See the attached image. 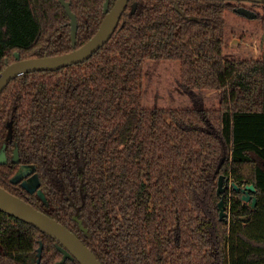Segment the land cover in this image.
<instances>
[{
    "label": "trees",
    "instance_id": "16d2710c",
    "mask_svg": "<svg viewBox=\"0 0 264 264\" xmlns=\"http://www.w3.org/2000/svg\"><path fill=\"white\" fill-rule=\"evenodd\" d=\"M67 1L78 48L97 32L106 0ZM69 22L59 0H0V72L16 52L72 51ZM263 34L264 3L131 0L88 60L5 87L0 186L73 231L103 264H264ZM21 164L34 167L46 200L11 180ZM232 181L255 185V207ZM58 244L0 210V264H57Z\"/></svg>",
    "mask_w": 264,
    "mask_h": 264
},
{
    "label": "water",
    "instance_id": "95a60500",
    "mask_svg": "<svg viewBox=\"0 0 264 264\" xmlns=\"http://www.w3.org/2000/svg\"><path fill=\"white\" fill-rule=\"evenodd\" d=\"M63 7L66 9L70 17L71 26V39L72 46L74 49L70 52H66L60 55H43L38 57H32L27 59H21L20 53L16 52V61L8 64L0 72V95L5 89V87L10 83V81L20 75L33 71H44V70H58L60 68L84 62L88 60L96 51H98L103 45H105L113 36L115 30L117 29L122 15L127 9V6L131 0H116L114 5L110 6V0H106L104 3L103 11L105 17L103 18L97 32L82 46L76 48L77 43V32H78V19L76 14L71 9V1L59 0ZM241 1H251L264 3V0H241ZM138 2L132 3V12L136 11ZM264 42V34L262 36V43ZM226 158V153L220 159L216 172H219L221 166ZM13 160L19 162L18 149L14 150ZM7 161V155L4 150L0 152V162L4 163ZM27 165H21L20 169L11 179L13 182H19L22 174V170ZM27 174L34 172V167ZM21 186L30 193L37 194L44 200H46L44 192L41 190V182L37 173H33L27 179H24ZM231 186L235 188L236 191H240L243 194V200L245 202H250L253 207L256 204V197H253L251 192L256 191L254 184H246L241 187L237 182L232 181ZM227 189V184L225 183V175L220 174L218 179V193H224ZM84 196L83 203L84 204ZM80 209L81 206L76 207V213L74 214V219L78 221L81 229H85L83 222L80 219ZM220 218L227 217L228 211L226 208V203L224 197L221 198L219 202ZM0 210L13 215L25 222H28L36 227H38L42 232L56 239L58 244V249L63 253L62 259L57 262V264H64L67 259H77L81 264H103L94 252L69 228L60 223L55 218L49 216L43 211L37 209L32 204L26 200L12 194L2 186H0ZM43 244L38 249V263L41 261Z\"/></svg>",
    "mask_w": 264,
    "mask_h": 264
},
{
    "label": "flooded vegetation",
    "instance_id": "af4514ba",
    "mask_svg": "<svg viewBox=\"0 0 264 264\" xmlns=\"http://www.w3.org/2000/svg\"><path fill=\"white\" fill-rule=\"evenodd\" d=\"M13 155H14V154H13ZM13 161H14V160H13ZM19 161H20V159H19ZM14 162H15V161H14ZM0 163H1V162H0ZM4 163H5V162H4ZM15 163H18V162H15ZM21 165H26V164H21ZM21 165H20V166H21ZM20 166H19V168H18V171H19V169H20ZM30 169H31L30 165H27V167H24V168H23V170H22V174H23L24 176L21 177V180H20L19 182H17V183H20V184H21L22 181H23L24 179H27L28 177H30V176L35 172V171H34L33 173L27 174L28 171H29ZM18 171H17V172H18ZM15 174H16V173H15ZM15 174H14V175H15ZM12 178H13V177H12ZM40 188H41V186H40ZM35 193H36V192H35Z\"/></svg>",
    "mask_w": 264,
    "mask_h": 264
}]
</instances>
